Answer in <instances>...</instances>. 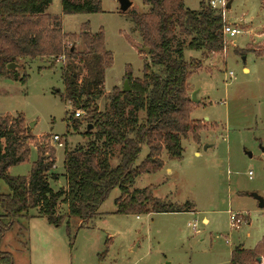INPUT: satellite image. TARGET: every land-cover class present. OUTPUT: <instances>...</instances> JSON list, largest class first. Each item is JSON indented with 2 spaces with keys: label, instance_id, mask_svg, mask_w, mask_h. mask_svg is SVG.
Segmentation results:
<instances>
[{
  "label": "rangeland",
  "instance_id": "374dc122",
  "mask_svg": "<svg viewBox=\"0 0 264 264\" xmlns=\"http://www.w3.org/2000/svg\"><path fill=\"white\" fill-rule=\"evenodd\" d=\"M130 1L127 11L120 10L118 0H101V12L69 14L61 12L60 0H52L46 11L58 17L64 33L78 34L84 22L92 33L103 30L113 63L104 72L102 93L96 98L100 112L109 108L111 90L122 88L126 66L133 78L141 77L144 63L149 62L147 54L139 50L140 31L133 21L134 12L148 9L142 0ZM200 1L184 0V4L198 9ZM230 7L223 20L241 32L231 38L224 35V49L208 55L188 49L189 37L178 30L173 42L182 48L184 60L200 61L188 79V92L195 91L198 100L191 110V118L202 128L198 139L189 133L181 139V159L170 160L163 152L162 168L138 175L130 188L151 186L154 197L179 204L191 201L194 211L115 214L118 188L110 191L93 218L81 221L72 216L69 226L66 221L51 225L36 208L31 209L0 242V251L12 254V264H231L233 249H253L261 239L264 244V205L259 206L255 198L259 195L264 200V6L261 0H232ZM74 45L79 53L85 50L79 36ZM17 62L21 66L15 74L0 77V116H23L34 140L29 142L28 158L11 166L8 174L27 176L38 149L52 148L55 162L47 174L49 183L54 190L65 189V152L85 148L94 137L85 131L94 133L95 129L83 113L78 117L79 127L75 130L71 125L76 107L61 97L65 57L21 58ZM76 63L80 80L85 69L83 63ZM22 77L26 82L20 81ZM138 115L141 122L144 113ZM52 134L60 136L62 146L51 141ZM111 147L110 163L116 165L119 147ZM147 152L142 145L136 164ZM52 174L57 178L51 179ZM8 192L7 184L0 181V193ZM57 211L66 214L67 206L59 202ZM231 213L242 214L245 222L231 227ZM192 223L194 228L188 226ZM258 258H264V251L243 263L263 264Z\"/></svg>",
  "mask_w": 264,
  "mask_h": 264
},
{
  "label": "trees",
  "instance_id": "16d2710c",
  "mask_svg": "<svg viewBox=\"0 0 264 264\" xmlns=\"http://www.w3.org/2000/svg\"><path fill=\"white\" fill-rule=\"evenodd\" d=\"M51 1L0 0V77L15 74L6 64L15 62L21 66L17 62L21 58L65 57V89L61 97L92 122L95 132L86 130L85 134L94 137L85 148L78 146L65 152L66 187L54 190L47 175L55 162L52 148L51 151L38 149L37 159L27 176L8 174L11 166L28 158L29 142L34 137L28 132L23 116H0V181L9 188L8 193H0V242L19 218L35 208L55 226L63 221L69 226L72 216L81 221L90 220L114 188L120 192L115 214L189 212L193 208L191 201L179 204L154 197L151 186L130 188L138 175L162 168L163 152L170 160L181 159V139L189 133L198 139L202 128L191 118L193 101L188 92V79L200 61L184 60L182 48L175 47L173 42L178 30L189 37L188 49L205 55L224 49V20L220 10L210 8L205 0L199 2L198 9L186 7L184 0H142L148 11L134 12L133 21L140 31L142 47L149 48V62L144 63L141 77L133 78L130 66H126L123 78L128 80L130 90L125 92L114 87L108 95L109 108L100 112L96 98L102 93L104 72L113 63L112 53L104 45L103 30L92 33L88 22H84L78 34L64 33L58 17L46 12ZM60 4L63 13L101 12V0H60ZM261 4L264 6V0ZM77 36L85 46L82 53L75 49ZM126 38L138 47L135 41ZM77 61L85 69L80 80ZM20 81L26 82L24 77ZM139 112L144 113L141 122ZM80 124L78 117L71 120L75 130ZM112 145L119 147L116 165L110 163ZM142 145L147 146L148 152L136 164ZM50 177L57 178L55 174ZM59 202L67 206L66 214L58 213ZM263 251L261 239L254 249H233L229 262L244 264L246 258L259 257ZM12 263V254L0 251V264Z\"/></svg>",
  "mask_w": 264,
  "mask_h": 264
},
{
  "label": "built area",
  "instance_id": "2783aa9c",
  "mask_svg": "<svg viewBox=\"0 0 264 264\" xmlns=\"http://www.w3.org/2000/svg\"><path fill=\"white\" fill-rule=\"evenodd\" d=\"M207 5L210 8H213L215 10H220L222 17L225 15V9H226V3L227 0H206ZM223 27H222V33L223 35H227L228 37H234L236 36V34L241 32V29L238 26H235L233 24H229V23H223ZM224 40H225V36H224ZM228 76H230V78L233 76L231 72L228 73ZM83 112H81L80 110H76L74 112L76 117H79L82 115ZM51 141L56 142L58 146H62V142H60V136L57 134H52L51 135ZM229 220H230V226L233 228H238L240 226V224L245 220L241 215L238 214H230L229 216ZM191 226L192 228L195 227V223H192V225H188ZM260 263L264 264V258L260 259Z\"/></svg>",
  "mask_w": 264,
  "mask_h": 264
},
{
  "label": "water",
  "instance_id": "95a60500",
  "mask_svg": "<svg viewBox=\"0 0 264 264\" xmlns=\"http://www.w3.org/2000/svg\"><path fill=\"white\" fill-rule=\"evenodd\" d=\"M231 1L232 0H229L227 3H226V8H231L230 5H231ZM119 2V8L120 10H123V11H127V9L132 5L131 1L130 0H118ZM139 50L140 51H143L144 53L148 54L149 53V48L148 47H139ZM6 68L8 70H11V71H14L18 66L19 64L17 63H8L6 64ZM75 75V73H74ZM122 91H129L130 90V87H129V84H128V80L125 79L122 83V88H121ZM191 101L193 102H197L198 100L196 99V94H195V91L191 92ZM31 126V124L29 125ZM90 128V124L87 125V129ZM255 198L258 200V205L259 206H263L264 205V200L261 196L259 195H255Z\"/></svg>",
  "mask_w": 264,
  "mask_h": 264
},
{
  "label": "crops",
  "instance_id": "0c3cea01",
  "mask_svg": "<svg viewBox=\"0 0 264 264\" xmlns=\"http://www.w3.org/2000/svg\"><path fill=\"white\" fill-rule=\"evenodd\" d=\"M60 186H61V185H60ZM51 187H52V186H51ZM52 188H53V187H52ZM194 209H195V204L193 203V208H192L191 210H189V212H193ZM34 210H35V209H34ZM30 211H31V210H30ZM30 211H29V212H30ZM189 212H188V213H189ZM31 214H32V213H31ZM29 215H30V213H29ZM207 221H208V219H206V218H203V219H202V222H203V223H205V222L207 223ZM253 249H254V248H253ZM250 250H251V249H250ZM232 251H233V250H232ZM232 251H231V253H232ZM259 259H260V258L257 259V262H259Z\"/></svg>",
  "mask_w": 264,
  "mask_h": 264
}]
</instances>
